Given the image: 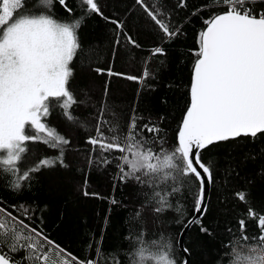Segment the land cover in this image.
Returning <instances> with one entry per match:
<instances>
[{
  "label": "snow or ice",
  "instance_id": "snow-or-ice-1",
  "mask_svg": "<svg viewBox=\"0 0 264 264\" xmlns=\"http://www.w3.org/2000/svg\"><path fill=\"white\" fill-rule=\"evenodd\" d=\"M255 2L215 0V6L221 10L204 20L205 27L197 34L189 102L172 145L150 118L145 121L132 114L126 127L120 129L119 118L113 113L115 123L109 127L103 106L94 117V134L84 138V143L90 146L88 164L107 166L112 163L110 154H119L115 157L119 163L114 188L129 181L147 188L150 195L149 192L145 195L156 204L154 213L162 214L173 208L171 199L183 196L187 190L193 200V215L183 227L197 225L207 235L212 233L202 222L207 211L206 190L215 182V176L211 162L203 161L202 152L220 142L264 135V11L255 12L250 7ZM44 3L51 5L53 0ZM58 3L69 15L73 14L68 0ZM159 3L160 7L156 3L150 7L145 0H133V9L138 8L148 19L154 39L160 42L148 50L150 57L142 61L141 75L114 72L111 66L90 70L150 87L146 83L154 78L148 68L150 58L166 56L163 45L183 34V24L173 21V12L161 10L167 7L163 0ZM78 6L80 18L58 22L51 14L30 11L26 0H0V177H11L9 186L13 191L30 184L44 169L69 166L65 152L71 149L72 141L51 126L49 120L57 113L66 124L80 123L73 114V106L83 103L72 90L73 62L84 58L96 63L93 50L83 48L79 42L77 30L82 20L94 14L114 26L110 29L113 61L121 48L142 47L130 34L125 20L104 16L98 0H79ZM186 7L187 0H178L173 5L174 9ZM107 92L105 87V95ZM105 128L113 135L105 136ZM36 143L56 150L58 155L33 161ZM97 152L99 157L93 159ZM84 195L97 194L85 191ZM236 197L241 202L246 200L243 192H237ZM4 203L0 200V264H21L12 255L21 250L26 252L24 259L30 264H97L93 259H59L55 254L64 250L49 239L42 227L38 230L25 223L32 221L30 209L11 205L9 211ZM111 203L118 201L113 199ZM182 208L183 205L177 204L174 209L181 217ZM245 211L246 218L237 220L240 236L231 245L229 264H264V214L251 207ZM139 215L136 212L130 219H138ZM249 219L255 222L259 235L249 236ZM177 223H183V219ZM180 235H185L183 230ZM102 240L103 231L97 242L98 255ZM250 240L257 243L248 244ZM241 241L245 244L241 245ZM133 244V251L128 254L130 264H189L190 245L183 241L174 245L162 235L145 240L141 233L134 237ZM245 246L247 251L243 250ZM177 248L184 260L177 258Z\"/></svg>",
  "mask_w": 264,
  "mask_h": 264
},
{
  "label": "trees",
  "instance_id": "trees-1",
  "mask_svg": "<svg viewBox=\"0 0 264 264\" xmlns=\"http://www.w3.org/2000/svg\"><path fill=\"white\" fill-rule=\"evenodd\" d=\"M145 2L150 7L153 3L160 7L159 0ZM163 2L167 7L161 10L173 12V21L183 24V34L172 43L163 45L166 56L150 58L148 68L154 78L148 79L146 83L150 87H145L137 81L109 77L90 70L91 67L111 66L114 72L139 76L142 61L150 57L148 50L160 43L154 39L155 34L148 19L138 8L133 9V0H98L104 16L126 21V27L142 46L141 49L121 48L114 61L111 60L113 37L110 29L114 26L94 14L83 19L77 30L79 42L83 48L93 50L96 63L91 64L84 58H77L73 62L72 90L78 101L83 102L73 106V114L80 123L66 124L57 113H53L49 120L51 126L72 141L71 149L65 152L69 166L44 169L35 175L30 184L26 183L16 191L9 186L11 177H0V200L5 202L3 206L9 211L12 210L11 205L28 207L32 221L26 220L25 223L38 227V230L42 227L49 239L78 261L93 259L97 264H130L128 254L133 251L134 237L143 233L145 240H151L162 235L175 245L184 229L183 224L193 215V200L187 190L183 196L171 199L173 208L156 214L153 211L156 204L145 195L149 192L147 188L134 181L126 185L117 184L114 188L116 165L119 163L115 157L119 154H110L112 163L107 166H90V146L84 143V138L94 134V117L102 106L109 127L115 123L113 113L119 118L120 129H124L127 118L135 114L145 121L150 118L155 122L169 145L175 142L189 102L188 89L196 58L194 50L198 49L197 34L205 27L204 20L221 9L215 6V0H187V7L183 9L173 8L178 0ZM68 3L73 9L72 15L64 11L58 0H53L51 5H46L44 0H26V7L30 11L51 14L58 22L80 18L79 0H68ZM250 7L257 13L264 11V0H256ZM105 87L108 89L106 95ZM104 131L105 136L113 135L108 128ZM33 147V161L58 155L56 150L42 143H36ZM98 157L97 152L93 159ZM202 159L205 163L211 162L215 176L202 221L212 235L201 233L197 225L190 228L185 240V244L190 245V264H229L231 245L240 236L237 220L242 216L246 218L247 207L264 214V135L255 139L242 137L220 142L204 150ZM85 191L97 195L85 196ZM237 192L245 194L244 202L237 199ZM113 199L118 203L112 204ZM177 204L183 205V217L174 210ZM136 212L140 213L139 218L130 219ZM181 219L183 223L178 224L177 221ZM247 227L249 236L259 235L253 220H248ZM229 228L234 231L230 233ZM102 231L103 240L98 255L97 242L101 240ZM247 243L257 242L250 240ZM240 244L244 245L245 242L241 241ZM12 255L21 264H30L24 259V250ZM176 255L179 260L185 259L178 248Z\"/></svg>",
  "mask_w": 264,
  "mask_h": 264
},
{
  "label": "water",
  "instance_id": "water-1",
  "mask_svg": "<svg viewBox=\"0 0 264 264\" xmlns=\"http://www.w3.org/2000/svg\"><path fill=\"white\" fill-rule=\"evenodd\" d=\"M211 189H212V184H210V185L207 187V190H206V195H207V208H208V203H209V199H210ZM205 214H206V213H205ZM191 227H192V226H191ZM191 227H190V228H191ZM190 228H184V229H183V232L185 233V235H183V236L180 235L179 241H183V242H185L186 237H187V234H188ZM188 260H189V264H190V256L188 257Z\"/></svg>",
  "mask_w": 264,
  "mask_h": 264
},
{
  "label": "rangeland",
  "instance_id": "rangeland-1",
  "mask_svg": "<svg viewBox=\"0 0 264 264\" xmlns=\"http://www.w3.org/2000/svg\"><path fill=\"white\" fill-rule=\"evenodd\" d=\"M243 250L244 251H247V248L244 247ZM55 255L58 256L59 259H61V260H63V259H70L71 258L68 254H66L64 252L63 253H56Z\"/></svg>",
  "mask_w": 264,
  "mask_h": 264
}]
</instances>
